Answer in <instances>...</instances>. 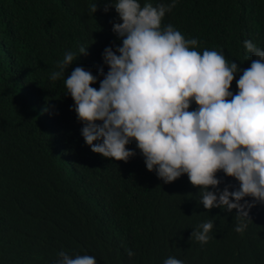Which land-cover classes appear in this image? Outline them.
<instances>
[{
	"label": "trees",
	"instance_id": "obj_1",
	"mask_svg": "<svg viewBox=\"0 0 264 264\" xmlns=\"http://www.w3.org/2000/svg\"><path fill=\"white\" fill-rule=\"evenodd\" d=\"M93 3L0 0V264H52L60 251L92 255L98 264H163L169 256L185 264H264V203L252 204L249 217L204 209L187 174L164 183L146 168L134 140L125 145L135 152L127 161L84 142L64 75L49 76L66 51L78 56L65 77L78 65L94 75L107 71L101 53L119 45L111 31L119 19L110 5L104 10L108 0H96L92 13ZM166 24L195 37L190 47L198 52L223 51L241 70L259 59L243 40L264 49V0H176L161 18V28ZM240 74L230 83L233 93ZM99 79L90 86L98 88ZM216 176L217 187H238L222 170ZM208 220L210 241L199 251L194 241L176 238L182 227L191 233Z\"/></svg>",
	"mask_w": 264,
	"mask_h": 264
},
{
	"label": "clouds",
	"instance_id": "obj_2",
	"mask_svg": "<svg viewBox=\"0 0 264 264\" xmlns=\"http://www.w3.org/2000/svg\"><path fill=\"white\" fill-rule=\"evenodd\" d=\"M175 2L153 6L148 0L143 5L140 0H108L104 10L110 5L117 13L119 22L113 20L111 31L120 43L102 50L107 71L98 69L94 75L78 65L65 77L78 56L66 51L49 79L64 75L65 93L73 100L69 107L92 151L127 161L135 152L125 145L134 140L146 168L164 183L187 174L199 186L195 198L204 209H235L238 216L249 217L252 204L264 203V49L243 40L246 52L259 58L243 70L223 51L198 52L190 47L197 45L195 37L185 39L171 24L161 28V18ZM96 9L95 0L91 12ZM86 52L81 45L79 54ZM237 72L233 93L230 83ZM99 76L98 88L90 86ZM192 102L197 106L190 110ZM218 170L234 177L238 187H217ZM246 196L254 199L241 202ZM213 226L212 220L204 221L191 233L184 226L176 238L194 241L199 251L209 243ZM244 227L238 222L235 230ZM52 264L98 262L92 255L60 251ZM163 264L185 262L169 256Z\"/></svg>",
	"mask_w": 264,
	"mask_h": 264
}]
</instances>
